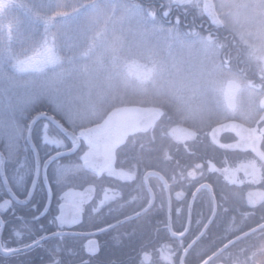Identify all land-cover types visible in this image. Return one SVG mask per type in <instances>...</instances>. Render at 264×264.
Returning <instances> with one entry per match:
<instances>
[{"label": "flooded vegetation", "instance_id": "1", "mask_svg": "<svg viewBox=\"0 0 264 264\" xmlns=\"http://www.w3.org/2000/svg\"><path fill=\"white\" fill-rule=\"evenodd\" d=\"M233 52H227L231 61ZM235 69L241 74L230 73V80L237 84L231 103L200 108L199 112L188 108L183 115L168 108V114L150 111L140 117L113 110L87 128L97 130L93 139L85 136L87 129L75 132L80 140L75 155L83 169L94 157L103 156L107 163L97 173L85 170L90 176L86 187L93 189L89 201L77 200L86 187L71 190L75 192L73 203L62 199V203L75 205L81 215L70 225L81 221L86 204L92 214L108 222L105 228L123 221L117 226L123 227L119 234L105 236L102 241V233L86 237L90 258L101 252L106 259H113L106 264H154L156 259L189 264L190 255L199 257L213 251L210 257L241 236L217 258L227 256L241 241L261 243L264 255V81L250 77V70L243 65ZM154 114L158 116L153 124L140 126ZM226 124L234 127L213 133ZM176 127L194 134L180 129L181 134L173 138L169 132ZM67 141L65 150L72 148ZM84 150L90 152L85 161L81 156ZM27 195L17 197L25 199ZM78 203L83 205L82 211ZM195 247L198 250L192 252ZM241 251H232V259L237 260Z\"/></svg>", "mask_w": 264, "mask_h": 264}, {"label": "rangeland", "instance_id": "2", "mask_svg": "<svg viewBox=\"0 0 264 264\" xmlns=\"http://www.w3.org/2000/svg\"><path fill=\"white\" fill-rule=\"evenodd\" d=\"M211 1L222 24L226 22L262 63L264 0ZM189 2L203 8L205 0ZM34 17H41L42 23H36ZM141 22L142 17L135 9L120 7L115 0L99 3L95 0H0V57L7 56L12 66L16 64L17 76L27 77L26 84L25 81L19 83L21 89L27 86L33 89L28 91L25 103L43 101L41 97L47 96L52 110L62 115L74 130L99 118L100 115L94 113L98 96L103 104L113 102L115 112L127 111L137 117L150 111L163 113L164 107L183 115L188 108L199 112L200 108L232 102L237 84L230 80L232 74L220 69L221 56L219 58L209 44L199 40L178 42L168 29L143 28ZM50 41L71 48L74 62L90 69L72 77L67 68H62L68 75L63 84L58 71L45 75V53L25 60L24 52L52 47ZM79 60L82 62L78 63ZM57 61L60 60L54 56L50 59L51 65ZM68 62L71 63L63 64L73 63ZM215 66L219 67L218 71ZM12 80L16 78L11 79V86ZM6 104L0 106V113H12L14 117L11 106ZM88 110L95 115L84 119ZM165 111L168 114L169 111ZM2 133L14 143L24 141L27 135L22 125L13 119L0 120ZM45 138L56 142L60 150L68 147L63 136ZM85 143L91 147L87 141ZM105 151L108 152V148ZM82 152L85 161L90 152ZM74 195L75 192L68 191L62 199L73 203ZM77 206L82 211L83 205L78 203Z\"/></svg>", "mask_w": 264, "mask_h": 264}, {"label": "trees", "instance_id": "3", "mask_svg": "<svg viewBox=\"0 0 264 264\" xmlns=\"http://www.w3.org/2000/svg\"><path fill=\"white\" fill-rule=\"evenodd\" d=\"M95 1L99 3L102 0ZM115 1L120 7L125 6L127 8L132 7L135 9L142 17L141 26L143 28L148 27V29H161L162 31L168 29L170 34L174 35L178 42L182 43H192L197 40L204 41L209 44L212 49H214L215 53H218L219 58L227 48H230L234 51V64L227 66L220 62L221 64L219 67H221L220 69H222L223 72L237 75L235 65H243L250 70L248 72L250 77H256L259 82L264 81L263 64L254 55L255 53L251 51L250 46L245 44L234 32L231 31L226 22L223 21L224 23L221 29H213V32L210 35L198 34V32L195 31L194 26L187 28L177 22L173 25L167 24V18L172 14V12H174V8L177 6L173 0H136L134 2L131 0ZM178 8L183 13V18L191 24L196 21H209L201 5L188 2L183 5H178ZM34 19L36 23H42L41 17H34ZM225 35H229L231 37L227 36V38H224ZM50 45H52V47H48L41 51L27 50L24 52L25 56L23 57L25 60H28L30 57L42 56L45 53V75L49 76L56 70V72L58 71V74L61 76V82L63 84L67 82L68 75L62 71V68H67L71 73L69 76L72 77L90 69V66L82 67L78 66L74 62L75 58L74 60L72 59L74 53L73 55L71 54V48L60 47L55 43V41H50ZM50 51L52 52L50 53ZM86 52H88V50H86ZM53 56L56 60H60L61 62L57 61L51 65L50 59L53 58ZM9 60L11 59L7 56L0 57V106L4 104L7 105L6 102H8L15 118L12 116V113L8 115L0 113V120H16L20 123V125H22L27 133L30 125L35 122L32 136L42 162L53 153L60 151L56 142H51L45 138L47 135L62 137L63 134L61 133V126L74 132L90 128L102 121L103 118L115 109L113 102L112 104H109L108 101H105L103 104L102 100H100L98 96V100L95 103L94 113L100 115L99 118L95 121L92 120L86 123L84 127L74 130L69 124H67L65 119L62 118V115L52 110L53 106L49 102L47 96L41 97L43 98V101L36 100L32 104L25 103V101L28 100V93L32 92L33 89L29 86L24 89L19 87V83L25 81L27 77L24 78L23 75L17 76L15 74V71L17 70V67H15L16 64L12 66V63H10ZM68 61H72L73 63L70 65L63 64L64 62L71 63ZM81 62V60L78 61V63ZM219 67L215 66V71H218ZM41 69L43 72V67ZM13 77H15L16 80H12L11 86V79ZM43 77L45 76L43 75ZM26 82L27 81H25V84ZM72 83H74L75 86V81ZM2 91H4V93ZM9 94L12 96L10 100ZM101 96L104 95L101 94ZM166 109L167 107L163 108V110ZM93 115L95 114H91L90 110H88L85 112L84 119ZM101 116H103V118ZM85 121L87 120H84V122ZM2 126H4V124H2ZM1 129L3 130L4 128ZM4 135L7 136V140ZM12 140L13 139L6 133L0 134V152L6 158L4 170L8 183L13 193L22 198L27 195L28 187L31 185L35 175V156L27 144V135L24 141L21 139L14 143ZM22 162H26L25 167H20ZM78 162L81 163V161L78 160V155H75L63 158L49 166L48 180L51 183L50 203L48 193L45 190V182L41 178L30 204L27 206L13 204L9 211L2 216L4 221V230L2 233L1 243L4 250L11 251L27 247L41 238L56 232L68 231L86 233L101 230L108 225V222H105L102 217L91 213L92 211L88 204L84 206L85 210L83 212L82 219L78 223L71 224L69 227H60L57 223L56 217L59 212V206L62 203L63 195L71 190H83L90 181V176L87 172H85L82 166L78 164ZM22 174H26L24 183H21L19 179ZM7 198L8 193L0 177V203ZM122 229L123 227H117L114 230L112 229L104 232L100 234L99 238L102 241L103 237L119 234ZM87 241L88 239L86 237L76 235H57L26 252L16 253L10 256H3L0 254V264H106V262L113 260L106 259L101 252L95 259L90 258L86 250ZM220 245V243L217 244V246ZM237 248L242 249V251L238 256V259L235 260L232 259L231 252ZM196 250H198L197 247H195L192 252H196ZM211 252H207L205 255L199 257L190 255L187 262L189 264H200L204 262ZM228 252L227 256L222 255L211 264H264V255L261 243L241 241L233 246V248L229 249ZM114 259L119 260L118 258ZM153 263L168 264L157 259L153 260Z\"/></svg>", "mask_w": 264, "mask_h": 264}, {"label": "water", "instance_id": "4", "mask_svg": "<svg viewBox=\"0 0 264 264\" xmlns=\"http://www.w3.org/2000/svg\"><path fill=\"white\" fill-rule=\"evenodd\" d=\"M187 1L188 0H175V3L180 5V4H182L184 2H187ZM204 11H205L206 16L210 19L212 25L215 28L220 29V28L223 27L222 22L218 18L215 6H214V4H213V2L211 0H205V2H204ZM263 65H264V60H263ZM157 116H158L157 114H154V115L150 116L149 118L144 119L140 123V126H142L143 124H146L148 122L150 123L148 125H151V123L153 124L154 123L153 120H154V118H157ZM34 126H35V122H33L30 125L29 131H28V134H27V144H28L29 148L31 149V151L33 152V154L35 156L36 153H38V150H37V148H36V146L34 144L33 138H32V133H33ZM233 127H234L233 124L222 125V126L216 128L213 131V133L214 134L221 133V132L225 131L226 129L233 128ZM180 129H182V131H185L187 133L194 134V132L191 131V130L183 129V128H180V127L179 128L176 127V128H173L169 132V135L174 138V135L181 134V130ZM61 130H62L63 135L71 142L72 148L67 150V151L58 152V153H55L52 156H50L47 159V160H49L51 158V163L50 164H52V163H54V162H56V161H58V160H60L62 158L75 155L78 152L79 148H80V140H79L78 136L74 132H72L71 130L66 129L64 127H62ZM96 134H97V130L88 129V130L85 131V136H87L89 139H93V137ZM192 139H194V138H192ZM102 141H103V137L101 139H99L100 143ZM38 157H39V160L41 162L39 153H38ZM5 162H6V158L0 152V177L2 179V182H3L4 186H5V189H6L7 193H8V196H9L8 199H6L5 201L0 203V225H1V230H0V253L2 255H6L7 256V255H11V254L20 253V252H23V251H28L30 249H33V248L39 246L40 244H42L43 242L47 241L51 237H54V236H57V235H76V236H81V237H92V236L98 235L100 233H103L105 231H108L110 229H113V228L117 227L118 225L122 224L123 221L117 223L116 225L107 227V228H105L103 230H100L98 232H93V233L56 232L54 234L48 235V236H46L44 238H41L37 242H35L32 245L27 246L25 248L14 250V251H5V250H3L2 244H1V237H2V233H3V229H4V223H3L2 215L6 214L8 212V210L10 209L12 203H16V204L25 206V205H28L31 202V200H32V198L34 196V195H32L31 199H26V198L25 199H19L18 197H16V195L12 192V189L10 188V185H9V183L7 181V178L5 179V177H6L5 170H4ZM106 163H107V160L105 159V157L98 156V157H94L92 160H90L88 162H85L83 167L88 172L97 173L98 171L104 169V167L106 166ZM41 175H42V173H41ZM36 188H37V186H36ZM28 195H29V193H28ZM92 195H93V189L91 187H86L84 189V191H83V195L77 197V200L89 201L90 198L92 197ZM146 211L147 210L142 211L139 214L142 215ZM137 216H135V217H137ZM80 217H81V215H80L79 212H77L76 206L71 205V204H62L60 206V215L58 217V223H59L60 226H69L72 221L73 222L74 221H78L80 219ZM242 237H244V236L238 237V238L232 240L231 242H229L228 244H226L225 246H223L216 253H214L213 255L208 257L202 264H209L211 261H213L215 258H217L223 251L227 250L231 245L236 243V241L240 240ZM194 244H195V242L192 243L189 246L188 250ZM93 246H94V243H91V247H93ZM184 257H185V254H184ZM182 264H183V261H182Z\"/></svg>", "mask_w": 264, "mask_h": 264}, {"label": "snow or ice", "instance_id": "5", "mask_svg": "<svg viewBox=\"0 0 264 264\" xmlns=\"http://www.w3.org/2000/svg\"><path fill=\"white\" fill-rule=\"evenodd\" d=\"M42 140H43V136H42ZM50 163H51V158L49 160H46L43 163H41L39 160V157H38V153H36V155H35V169H34L35 175H34V178H33L31 185H29V187H28L29 195L26 197V199H31V196L35 194L36 186L41 179V173H42V178L45 182V190L48 193L49 203H50L51 183L48 180V168H49ZM25 166H26V162H22L20 164V167H25ZM25 175L26 174H22L19 177L21 183H24ZM5 179H6V177H5Z\"/></svg>", "mask_w": 264, "mask_h": 264}, {"label": "built area", "instance_id": "6", "mask_svg": "<svg viewBox=\"0 0 264 264\" xmlns=\"http://www.w3.org/2000/svg\"><path fill=\"white\" fill-rule=\"evenodd\" d=\"M198 27H199V28H203V29H205L206 31H209L208 26L199 25ZM224 61H225V63H229V62H230V58H229L228 55L224 56Z\"/></svg>", "mask_w": 264, "mask_h": 264}]
</instances>
